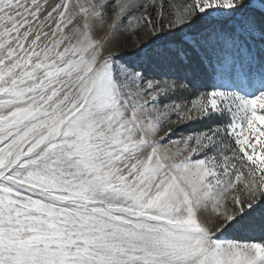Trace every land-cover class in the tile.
Masks as SVG:
<instances>
[{"label":"snow or ice","instance_id":"1","mask_svg":"<svg viewBox=\"0 0 264 264\" xmlns=\"http://www.w3.org/2000/svg\"><path fill=\"white\" fill-rule=\"evenodd\" d=\"M0 264H264V0H0Z\"/></svg>","mask_w":264,"mask_h":264}]
</instances>
